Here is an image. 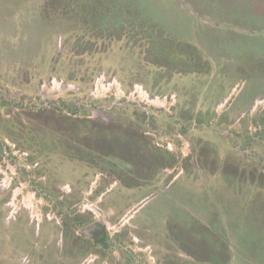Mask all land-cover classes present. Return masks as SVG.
<instances>
[{"label": "rangeland", "instance_id": "obj_1", "mask_svg": "<svg viewBox=\"0 0 264 264\" xmlns=\"http://www.w3.org/2000/svg\"><path fill=\"white\" fill-rule=\"evenodd\" d=\"M127 2L0 0V264H264V0Z\"/></svg>", "mask_w": 264, "mask_h": 264}, {"label": "trees", "instance_id": "obj_2", "mask_svg": "<svg viewBox=\"0 0 264 264\" xmlns=\"http://www.w3.org/2000/svg\"><path fill=\"white\" fill-rule=\"evenodd\" d=\"M108 1H109L110 5H113V4H114L113 2H114L115 0H108ZM127 1H128V2H127L126 5L129 7V8H128V12H130V11H131V8H130L131 6H129V4H130V5H135L136 2H135V0H130V1L127 0ZM137 2H138V1H137ZM249 2H250V0H249ZM138 5H139V4H138ZM242 9H243V7L240 8V10H241L240 12H241V13H242ZM140 10H141V9H139V11H140ZM132 11H135V10L132 9ZM142 13H143V12H142ZM110 14L113 15V10L110 11ZM128 16H129V13H128Z\"/></svg>", "mask_w": 264, "mask_h": 264}, {"label": "crops", "instance_id": "obj_3", "mask_svg": "<svg viewBox=\"0 0 264 264\" xmlns=\"http://www.w3.org/2000/svg\"><path fill=\"white\" fill-rule=\"evenodd\" d=\"M120 264H125V259L122 262H120Z\"/></svg>", "mask_w": 264, "mask_h": 264}]
</instances>
